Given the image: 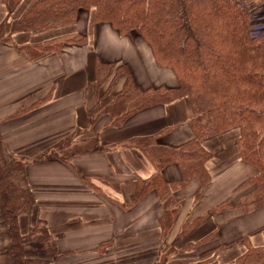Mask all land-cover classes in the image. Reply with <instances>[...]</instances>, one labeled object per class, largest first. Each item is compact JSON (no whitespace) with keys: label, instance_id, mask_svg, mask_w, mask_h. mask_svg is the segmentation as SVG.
I'll return each mask as SVG.
<instances>
[{"label":"crops","instance_id":"obj_1","mask_svg":"<svg viewBox=\"0 0 264 264\" xmlns=\"http://www.w3.org/2000/svg\"><path fill=\"white\" fill-rule=\"evenodd\" d=\"M31 1L22 0L12 11L0 3V23L19 18ZM72 32L85 34L86 41L64 44L58 53L30 57L17 46ZM98 60L127 65L143 89L178 84L174 70L157 64L141 34H121L107 22H96L95 7L81 9L72 24L21 30L0 42V134L9 152L30 159L27 175L36 199L31 213L20 216L21 229L27 231L38 219L45 222L61 252L52 257L53 264H157L167 244L174 250L164 264H233L248 245H264V204L246 208L255 184L239 188L256 174L240 155L239 128L202 141L212 153L205 162V184L196 176L184 179L177 162L163 168L179 208L169 233L160 224L165 205L156 189L125 206V183L149 178L156 168L140 148L124 143L156 134L162 144H184L196 136L193 110L183 96L143 107L113 125L112 116L101 111L122 90L126 74L116 75L114 68L95 89ZM78 129L71 146L94 139V149L66 160L35 161ZM223 202L231 205L217 209ZM187 224L192 226L185 230Z\"/></svg>","mask_w":264,"mask_h":264},{"label":"trees","instance_id":"obj_2","mask_svg":"<svg viewBox=\"0 0 264 264\" xmlns=\"http://www.w3.org/2000/svg\"><path fill=\"white\" fill-rule=\"evenodd\" d=\"M21 1L0 3L12 11ZM92 7L96 22H107L121 34H141L151 45L157 64L171 67L178 80L175 87L143 89L127 65L98 60L95 89L114 68L116 75L126 74L122 90L101 111L112 116V124H121L143 107L183 96L189 98L193 110L191 125L196 136L184 144H162L156 134L124 143L140 148L156 168L149 178L136 177L125 183L129 197L125 206L156 189L165 205L160 224L163 232L169 233L179 208L173 204L163 168L177 162L184 179L196 176L205 184L209 179L205 162L212 153L202 141L233 128L240 129L237 145L242 159L256 168V174L239 187L255 184L244 206L254 209L264 204V30L251 33V13L245 0H32L19 18L7 17L0 23V42L11 40L17 31L41 32L72 24L81 9ZM86 39L85 34L72 32L17 46L30 57H37L51 51L58 53L64 44H81ZM78 132L61 139L43 155L66 160L77 151L96 147L94 139L70 147ZM27 164V158L7 150L0 134V264H53L52 257L61 255L50 228L41 219L27 231L21 229L20 216L30 214L36 201ZM230 205L223 202L217 209ZM192 224L185 225V230ZM173 250L174 245L161 247L157 264H164ZM193 264L218 263L206 260ZM233 264H264V245H248Z\"/></svg>","mask_w":264,"mask_h":264},{"label":"rangeland","instance_id":"obj_3","mask_svg":"<svg viewBox=\"0 0 264 264\" xmlns=\"http://www.w3.org/2000/svg\"><path fill=\"white\" fill-rule=\"evenodd\" d=\"M245 5L250 10L251 23H252L251 24V33L253 35H255L260 30H264V0H245ZM54 145H56V143L53 144L52 146H50L49 148L53 147ZM69 145H70V147H73V146H71V143ZM49 148L46 151H48ZM80 151H77V152H80ZM44 153H41L39 156H37V158H39V159H35V161H39L40 159H44V158H60L62 160H65L64 158H61L58 156L47 155V154L43 155ZM29 161H30V159H28V163H29Z\"/></svg>","mask_w":264,"mask_h":264}]
</instances>
